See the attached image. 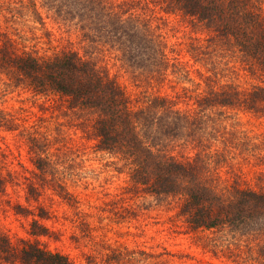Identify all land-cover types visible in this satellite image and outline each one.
Here are the masks:
<instances>
[{
    "label": "rangeland",
    "instance_id": "rangeland-1",
    "mask_svg": "<svg viewBox=\"0 0 264 264\" xmlns=\"http://www.w3.org/2000/svg\"><path fill=\"white\" fill-rule=\"evenodd\" d=\"M109 1L132 4L130 13L148 22L160 37L171 64H177L166 78L150 79L132 70L118 53L88 45L78 26L57 17L43 0H0V45L11 43L19 53L42 57L78 51L114 78L134 103L146 94L162 95L190 114L198 111L195 100L205 91L204 78L210 71L212 79L221 83L231 79L240 86L257 83L232 56L215 51L208 34L195 29L181 13L168 11L161 1ZM198 48L213 57L203 60ZM212 60L213 67L222 69V64L229 63L230 68H209ZM0 111L13 122L11 130L0 128V174L5 181L0 187V233L14 244L38 240L74 264H141L125 261L117 251L159 255L169 264H264L259 249L264 246L263 234L243 238L223 231L191 233L179 215L181 197L155 198L136 187L120 157L98 150L91 130L95 115L69 109L66 99L58 95L35 93L24 83L14 86L3 73ZM206 116L211 137L205 138L200 154L220 186L264 192V117L238 108H215ZM31 136L46 142L56 178L75 198L72 206L60 197L55 181H49L51 176L40 178L29 149ZM181 143L169 147L180 161L199 151ZM31 184L38 190L35 198L27 193ZM17 205L29 208L33 215L17 214ZM40 207L48 219H38L51 235L34 238L30 225Z\"/></svg>",
    "mask_w": 264,
    "mask_h": 264
},
{
    "label": "trees",
    "instance_id": "trees-1",
    "mask_svg": "<svg viewBox=\"0 0 264 264\" xmlns=\"http://www.w3.org/2000/svg\"><path fill=\"white\" fill-rule=\"evenodd\" d=\"M159 1L168 11L181 13L195 29L208 34L215 51L232 56L257 83L240 86L232 79L221 83L220 79H212L210 71L211 75L204 78L205 91L195 100L198 111L190 114L162 95L146 94L134 103L114 78L75 50L42 57L33 52L19 53L14 45L3 42L0 73L14 86L24 83L35 93L58 95L66 99L69 109L95 115L91 130L98 150L120 157L130 171L132 183L151 196L181 197L179 215L189 232L223 231L243 238L264 235V192L239 186L224 190L200 154L205 138L211 137L208 110L238 108L264 117V0ZM43 3L57 17L74 22L88 45L118 53L132 70L150 79L166 78L169 69L177 65L171 64L163 42L149 23L130 13L133 8L130 3L114 4L109 0H43ZM32 7L41 22L35 4ZM198 51L203 60L213 57V53L203 48ZM207 64L209 60L204 65ZM222 65L225 68L213 67L212 60L209 68L217 71L230 68L229 63ZM0 114V128L11 130L13 122L3 111ZM180 141H184L181 146L189 144L199 151L193 158L180 161L169 151L171 144ZM29 145L40 178L47 180L51 176L49 181H55L53 185L60 197L72 206L75 198L56 178L57 168L46 155V142L31 136ZM1 176L0 187L5 182ZM27 193L33 198L39 195L32 184ZM15 212L34 213L20 205L15 206ZM34 216L30 235L49 237L50 229L39 220L48 219V213L40 207ZM263 248L259 249L264 257ZM116 255L141 264H169L159 255L146 252L125 255L117 251ZM0 262L74 264L67 255L45 248L38 240L14 244L2 233Z\"/></svg>",
    "mask_w": 264,
    "mask_h": 264
}]
</instances>
